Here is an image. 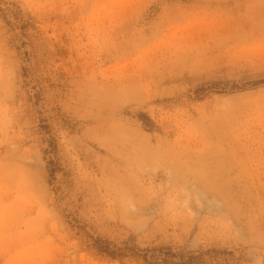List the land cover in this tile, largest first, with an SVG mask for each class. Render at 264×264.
Here are the masks:
<instances>
[{"label": "rangeland", "instance_id": "obj_1", "mask_svg": "<svg viewBox=\"0 0 264 264\" xmlns=\"http://www.w3.org/2000/svg\"><path fill=\"white\" fill-rule=\"evenodd\" d=\"M0 264H264V0H0Z\"/></svg>", "mask_w": 264, "mask_h": 264}]
</instances>
